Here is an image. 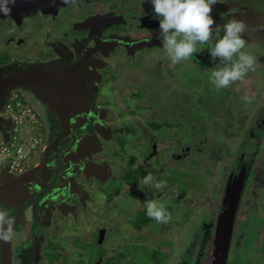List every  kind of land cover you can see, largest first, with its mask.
I'll return each mask as SVG.
<instances>
[{"label":"flooded vegetation","instance_id":"1","mask_svg":"<svg viewBox=\"0 0 264 264\" xmlns=\"http://www.w3.org/2000/svg\"><path fill=\"white\" fill-rule=\"evenodd\" d=\"M9 8L7 14L0 12V134L11 128L3 107L12 93L35 109L43 134L38 162L25 175L0 168V207L14 217L11 264H138L126 261L131 251L118 249L124 235L108 243L116 224L110 222L115 212L109 204L129 193L137 204L131 213L117 216V224H125V232L138 233V244L149 239L151 251H166L162 263L172 264L178 250V256L184 252L185 264H195L194 244L203 246L207 225L202 222L200 243L199 236L187 240L190 233L181 246L182 238L176 241L174 236L205 214H195L192 172L187 169L193 162L188 159L193 137L208 127L199 123L198 128L187 113L176 111L187 99L174 92L185 95L187 89L194 90L195 103L221 105L237 81L215 89L208 76L216 61L210 59L207 45L193 55L194 74L189 70L191 57L173 65L160 47L159 21L148 0H14ZM153 74L158 75L154 82ZM18 81L27 87L16 85ZM167 87L175 89L172 100L163 98ZM126 158L136 178H130L123 166L114 174L111 159L123 164ZM238 160L225 185L236 183L244 171L225 264L237 261L238 255L229 257L238 250L231 248L239 230L237 210L249 178L256 174L246 154L239 153ZM148 174L166 180L167 186L159 192L138 189L137 183ZM118 176V186H112ZM148 199L164 204L170 213L166 223L145 214ZM223 200L224 196L208 228L213 238L211 264ZM253 203L246 208L259 214ZM154 231L164 244L155 239ZM143 234L148 237H140ZM74 240L87 242V249L80 251Z\"/></svg>","mask_w":264,"mask_h":264},{"label":"rangeland","instance_id":"2","mask_svg":"<svg viewBox=\"0 0 264 264\" xmlns=\"http://www.w3.org/2000/svg\"><path fill=\"white\" fill-rule=\"evenodd\" d=\"M210 15L213 17L215 24H223L224 21L233 18L242 20L246 24V31L243 36L247 44L244 51L253 55L256 59L252 70L236 82V85L232 88L231 97L221 105H216L211 102L205 103V105L203 102L199 104L195 103L194 100L198 99V96L194 90L191 91L187 89L185 95L179 94L180 91L174 92L175 89L171 90L168 87L165 90L163 96L165 100L167 98L170 100L174 98L172 92L175 93L176 97L186 96V105H176V111H181L182 114L187 113L188 118H192V122H194L197 127L199 123H201V127H208L206 130L203 129V134L193 137L192 151L189 153L190 157L188 158L189 160H193V162L192 167L187 169V171L192 172L191 197L192 206L195 207V214H200L202 210H204L203 212L205 214L201 216L203 219L199 217L196 221L194 219H192L191 222L189 221L187 230H179L174 238H176V241L182 238V242L180 241L182 246L185 241V236L191 233V237L188 236L187 240L199 236L198 243H200L203 238V236L201 238L200 228L203 222L204 226L207 225L208 233L203 241V246L196 247V244H194L192 253L196 256L195 264H211V242L213 238L208 228L211 227V223L219 211L221 199L225 194L224 190L226 189L225 185L228 173L239 164V153L241 156L246 154L250 164V170H254L253 174H256L254 176L255 178L251 181L249 178V182L247 183L248 189H246L239 209L237 210L239 230L238 235L236 234L232 241L231 248L236 247L238 250L236 253H233L232 256L229 255V257L238 255V262L232 261V264H264V124L262 125V121L260 120L264 119V11L261 9L258 10V7L255 9L250 0H218V2L212 6ZM191 58L193 68L189 69L188 67V69L194 74L197 68L194 63L196 60L194 57ZM194 77L196 76L194 75ZM157 78L158 75L153 74L151 76L153 82L157 80ZM156 84L157 82L154 83V86H156ZM153 88L155 89V93H157L156 87ZM147 94H149V92ZM210 95L212 96L211 93ZM205 97H207V95H205ZM210 99L214 101L213 98ZM129 107L131 106L129 105ZM205 112L206 116H203L202 113ZM190 115H192V117H190ZM193 116H199L197 118H199L198 120L200 121L197 122L198 120L193 119ZM230 122L233 123V126L229 128ZM256 124L262 125H259L261 130H257ZM254 130L256 131L254 132ZM129 152L128 149L124 150V153H127V155H129ZM1 160L2 156H0V161ZM110 163L114 167V174L119 173L123 166V168L128 169V176L130 178H136L137 172L131 169L132 164L129 162V159H124L123 164L117 159H111ZM198 173L202 176H198ZM120 177L121 176H118L115 181H111L112 186H118ZM121 185H123V180ZM129 194L126 198L123 197L124 195L114 197V202L109 204V209H112L111 212H115L111 214V217L114 216L115 220L110 221L109 219V221L115 222L116 224L112 226V233L114 235L110 236L108 243L115 241L117 238L121 239L120 233L124 236L121 239V243H119L120 245L117 244L118 249L123 251L128 249L131 251V255H125L127 262H136L138 264H165L162 262H165L164 258L167 254L164 252L166 251H151L153 248L151 245L149 246V239L147 242L142 241L138 244L136 242L139 236L138 233L131 234V232H125L126 230L122 229L125 224L120 226L117 224L118 221H121V218L117 216H122V213H131L134 206L137 204V198ZM253 201L256 202L255 206H257L259 214L254 213L255 209L246 208L247 203L254 205ZM97 216L100 218L99 214H97ZM152 235L154 237L158 236V238L155 239H157L160 244L165 243L163 238L155 231ZM140 237L143 238L148 236L143 234L140 235ZM72 242H74V245L77 246L80 251L82 249H87V242L84 240H74ZM17 245H19V243ZM237 245L239 246L237 247ZM74 251L75 250L71 251V255H74ZM176 254L177 257H175L171 263L185 264L184 252H182L181 256H178V250H176ZM84 256L87 257L86 255Z\"/></svg>","mask_w":264,"mask_h":264},{"label":"clouds","instance_id":"3","mask_svg":"<svg viewBox=\"0 0 264 264\" xmlns=\"http://www.w3.org/2000/svg\"><path fill=\"white\" fill-rule=\"evenodd\" d=\"M14 0H0V12L7 14ZM159 24V39L167 59L173 64L188 60L204 49L211 60L216 61L209 72V81L215 89L227 88L242 79L252 70L255 57L244 51L246 40L243 34L246 24L239 19H228L215 24L210 15L212 6L218 0H148ZM151 34L147 39H151ZM8 133V132H7ZM3 134V133H2ZM0 136L3 137V135ZM167 186L164 179L155 180L145 175L137 187L140 190L161 191ZM145 214L157 222L166 223L170 218L164 204L148 199L144 202ZM14 217L7 208L0 207V240H7L11 234Z\"/></svg>","mask_w":264,"mask_h":264},{"label":"built area","instance_id":"4","mask_svg":"<svg viewBox=\"0 0 264 264\" xmlns=\"http://www.w3.org/2000/svg\"><path fill=\"white\" fill-rule=\"evenodd\" d=\"M3 114L11 121V128L6 142L0 137V166L24 174L38 162L43 148L41 122L31 104L15 93L4 104Z\"/></svg>","mask_w":264,"mask_h":264},{"label":"water","instance_id":"5","mask_svg":"<svg viewBox=\"0 0 264 264\" xmlns=\"http://www.w3.org/2000/svg\"><path fill=\"white\" fill-rule=\"evenodd\" d=\"M16 85H21L27 87L24 82H17ZM8 96V95H7ZM2 138V143L6 142L8 139V133L4 132ZM5 171L7 168L5 166H0ZM33 170V169H32ZM26 174V173H25ZM23 174V175H25ZM244 178V171L238 176L236 183L227 184L225 189V195L223 200V206L225 207L220 213L217 219L216 232L213 240L215 259L212 264H225L227 251L229 247V241L231 236L232 224L236 212V206L239 199L240 189L242 181ZM6 231V230H0ZM1 248V264H11L12 263V251H11V234L7 240H0Z\"/></svg>","mask_w":264,"mask_h":264},{"label":"trees","instance_id":"6","mask_svg":"<svg viewBox=\"0 0 264 264\" xmlns=\"http://www.w3.org/2000/svg\"><path fill=\"white\" fill-rule=\"evenodd\" d=\"M240 1H245V0H240ZM251 4L254 6L256 9L258 7V10L264 11V0H250Z\"/></svg>","mask_w":264,"mask_h":264}]
</instances>
